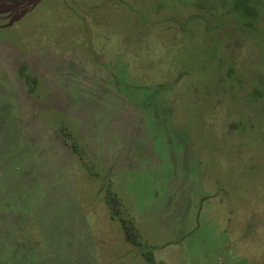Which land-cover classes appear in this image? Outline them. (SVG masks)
Returning <instances> with one entry per match:
<instances>
[{
  "label": "rangeland",
  "instance_id": "obj_1",
  "mask_svg": "<svg viewBox=\"0 0 264 264\" xmlns=\"http://www.w3.org/2000/svg\"><path fill=\"white\" fill-rule=\"evenodd\" d=\"M0 264H264V0H0Z\"/></svg>",
  "mask_w": 264,
  "mask_h": 264
}]
</instances>
